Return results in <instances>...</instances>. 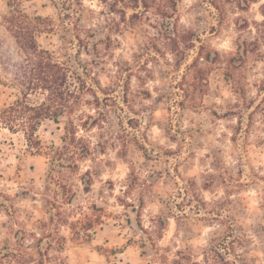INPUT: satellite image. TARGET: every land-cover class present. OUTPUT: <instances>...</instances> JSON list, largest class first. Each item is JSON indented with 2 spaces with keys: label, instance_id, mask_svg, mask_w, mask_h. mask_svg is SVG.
<instances>
[{
  "label": "rangeland",
  "instance_id": "374dc122",
  "mask_svg": "<svg viewBox=\"0 0 264 264\" xmlns=\"http://www.w3.org/2000/svg\"><path fill=\"white\" fill-rule=\"evenodd\" d=\"M21 3L54 20L37 42L58 59L75 40L80 99L38 147L0 129V264H264V0Z\"/></svg>",
  "mask_w": 264,
  "mask_h": 264
},
{
  "label": "trees",
  "instance_id": "16d2710c",
  "mask_svg": "<svg viewBox=\"0 0 264 264\" xmlns=\"http://www.w3.org/2000/svg\"><path fill=\"white\" fill-rule=\"evenodd\" d=\"M21 1L8 2L9 11L2 21L3 31L6 30L16 40L22 61L16 65L10 83L18 88L19 96L12 104L0 107V129L5 127L14 132L22 129L28 135L30 144L38 147L40 140L37 131L43 121L49 119L57 124L62 123L65 115L74 110L76 100L80 99L79 90L70 82L74 65L69 50L75 40L65 38V55L68 58L65 61L58 59L55 51L37 42L38 35L55 30L54 20L42 15H29ZM77 38L82 40L81 37ZM3 82L8 85L7 81ZM35 93L43 94V100L30 102V95ZM65 130L66 137L76 136V125L72 119Z\"/></svg>",
  "mask_w": 264,
  "mask_h": 264
}]
</instances>
